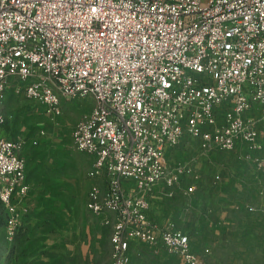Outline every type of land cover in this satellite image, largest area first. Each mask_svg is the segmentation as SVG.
I'll return each mask as SVG.
<instances>
[{"label":"built area","instance_id":"obj_1","mask_svg":"<svg viewBox=\"0 0 264 264\" xmlns=\"http://www.w3.org/2000/svg\"><path fill=\"white\" fill-rule=\"evenodd\" d=\"M10 86L49 116L92 100L73 141L93 157L87 207L112 228L109 264H134V240L214 264L188 232L150 218L151 198L194 171L172 161L189 141L264 169V0H0V127ZM24 147L0 135L10 239L14 196L30 190Z\"/></svg>","mask_w":264,"mask_h":264},{"label":"rangeland","instance_id":"obj_2","mask_svg":"<svg viewBox=\"0 0 264 264\" xmlns=\"http://www.w3.org/2000/svg\"><path fill=\"white\" fill-rule=\"evenodd\" d=\"M91 106L88 97L65 100L62 112L49 116L23 91L9 87L4 102L7 119L0 131L5 137L25 139L21 154L36 197L29 206L31 212L26 210V214L30 212L35 218L25 231L21 223L20 236L10 239L7 206L0 201V244H59L61 251L55 256L61 264L110 263L112 228L102 215L87 207L88 192L95 180L89 175L93 158L80 151L73 141L77 122ZM172 161L188 163L194 171L184 172L179 184L160 185L154 191V195L158 191L160 195L151 198L154 201L150 218L160 228L188 232L205 261L233 264L242 254L250 260V251L241 253L239 248L251 245L252 226L259 230L264 243V215L260 213L253 222L250 219L255 214L246 208L249 200L256 199L255 184L264 183V169L256 170L233 152H204L195 141L176 147ZM191 185L194 190L186 191ZM241 195L249 200L241 199ZM242 216L247 219H241ZM28 230H33L32 236H28ZM131 244L135 264H186L181 254L164 245L150 246L139 240ZM18 254L21 253H16L17 261ZM24 262L25 258L19 264Z\"/></svg>","mask_w":264,"mask_h":264},{"label":"crops","instance_id":"obj_3","mask_svg":"<svg viewBox=\"0 0 264 264\" xmlns=\"http://www.w3.org/2000/svg\"><path fill=\"white\" fill-rule=\"evenodd\" d=\"M8 91V90H7ZM6 99V98H5ZM5 102V101H4ZM1 130V127H0ZM0 135L1 134L0 131ZM93 158V157H92ZM28 170V168H27ZM94 179V178H93ZM102 182L103 180L100 179ZM27 183L30 185V190L25 194L21 195L19 193H16L13 199V202L16 204V207L18 208V211L20 213L21 217V222H22V227L24 228V231L27 230L25 228L28 226L30 223L34 222V215H32L31 209L29 210V206L34 203L35 198V193H32L31 188H32V183L29 182L28 180V173L26 177ZM105 183H102V185ZM257 187V193L255 195L254 200H249L245 195H241L240 198L243 200H249L251 203V206H253L255 209L251 211V214L253 217H251L250 220L253 222L256 221V218L259 217L260 213L264 215V183H256L255 184ZM160 188V185L156 188L157 190ZM155 189V190H156ZM154 190V191H155ZM156 190V191H157ZM157 195H152V198H158V195H160V191L156 193ZM251 199V197H250ZM1 201V199H0ZM154 201V200H152ZM248 202V201H246ZM244 202V203H246ZM256 205H255V204ZM249 204V203H248ZM249 204V205H250ZM253 204V205H252ZM247 208V207H246ZM26 210L30 211L28 214H26ZM7 212V218L9 215L8 209H6ZM250 214V215H251ZM255 217V218H254ZM241 219H247L245 216H242ZM30 229V228H29ZM259 230L256 231V227L251 228L250 230V240H251V245L249 247L247 246H240V252L241 253H246L247 250L250 251V260L244 259L245 254L237 256L233 264H264V243L261 241V234L258 232ZM33 230H28V236L33 235ZM19 237L20 234L17 233L16 237ZM112 244V243H111ZM61 251V245L59 244H50V243H40V244H15L12 243L9 245L5 244H0V264H19V261L25 258V264H61L60 260L56 258L55 253H59ZM5 252H9L10 255L6 257ZM4 253V254H3ZM16 253H21L18 254L19 259L17 261L16 259ZM25 253V254H24ZM134 260V259H133ZM23 264V263H22ZM135 264V262H134Z\"/></svg>","mask_w":264,"mask_h":264},{"label":"trees","instance_id":"obj_4","mask_svg":"<svg viewBox=\"0 0 264 264\" xmlns=\"http://www.w3.org/2000/svg\"><path fill=\"white\" fill-rule=\"evenodd\" d=\"M197 250V249H196Z\"/></svg>","mask_w":264,"mask_h":264}]
</instances>
